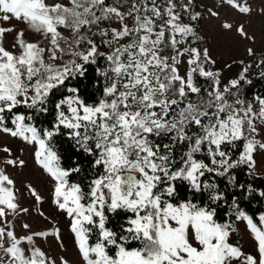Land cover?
<instances>
[{
	"label": "snow or ice",
	"instance_id": "obj_1",
	"mask_svg": "<svg viewBox=\"0 0 264 264\" xmlns=\"http://www.w3.org/2000/svg\"><path fill=\"white\" fill-rule=\"evenodd\" d=\"M218 6L241 14L253 11L241 0H218ZM207 13L219 18L213 8ZM0 14V20L15 18L48 41L46 47L28 42L21 30L8 50L3 35L15 29L0 27V133L35 146L36 162L54 181L53 202L71 217L85 264H264V228L239 208L236 197L243 198L244 192L231 193V209L237 220L246 221L258 257L230 242L235 229L215 219L216 202L225 194L206 178V173L227 177L232 187L253 191L234 172L243 165L249 176L255 175V154L264 151L259 138L264 133V93L248 96L251 64L239 74L227 64L210 67L217 62L209 48L193 46L203 40L192 24L203 16L193 12V0H0ZM60 28L72 38H65ZM222 28L231 31L233 24L224 22ZM236 31L254 39L242 25ZM247 53L256 67H264V52L259 58L252 48ZM100 60L104 67L94 69L104 80L98 101L89 103L91 96H82L77 86L68 88V94L62 91L70 79L79 85L77 78H86L91 85L92 66ZM57 95L62 96L58 102L53 99ZM49 105L54 122L40 130L31 121L49 112ZM21 108L31 111L21 113ZM60 136L72 141L85 159L91 157L87 192L69 183L70 173L82 171L80 162L68 169L60 165L55 151ZM182 148L186 151L177 156ZM0 154L6 167L25 166L6 144L0 145ZM181 181L194 196L207 192L216 207L177 202ZM13 186L0 168V264H57L34 240L55 232L15 234L8 217L29 209L21 206L22 193ZM26 191L41 201L31 184ZM118 210L130 214L121 234L106 226L107 213ZM258 219L264 225V213ZM95 229L93 245L89 238ZM136 241L140 246L130 247ZM109 246L115 247L114 255ZM59 264L69 261L60 257Z\"/></svg>",
	"mask_w": 264,
	"mask_h": 264
},
{
	"label": "rangeland",
	"instance_id": "obj_2",
	"mask_svg": "<svg viewBox=\"0 0 264 264\" xmlns=\"http://www.w3.org/2000/svg\"><path fill=\"white\" fill-rule=\"evenodd\" d=\"M46 2L48 4L66 3V0H46ZM110 2L114 3L115 0H110ZM196 3L198 5L197 12L203 13L197 29L203 40L198 41L197 44L200 47L209 48L212 57L217 62L215 66L210 67L220 68L227 64L231 65V70L234 73L239 74L246 62L253 58L248 55V48L256 51L257 58L264 52V11H262L264 10V0H241V3L252 8L251 14H241L238 10L228 6L221 8L218 6V0H196ZM208 8L218 11L219 18L208 15ZM224 22L232 23L233 29L231 31L224 30L222 28ZM241 25L254 39H246L236 31V28ZM0 27L15 29V31L3 35V45L8 50H12V45L21 30L24 32L23 38L26 41L38 42L41 47L48 46V41L43 38L42 33L31 30L27 24L21 23L15 18L9 21L0 20ZM59 31L65 38H72L69 30L60 28ZM241 61H244V64H241ZM259 138L264 139V133H261ZM3 144L12 148L14 157L25 160V166L22 168L6 167L0 160V168H4L6 174L13 179L14 189H18L22 193L19 200L21 206L29 209L28 214L20 213L18 216L10 215L8 217V220L12 222L15 234L19 237L37 231L55 232L56 235L53 236L34 238L36 246L40 247L48 256L56 258L57 264H59L60 257L69 261V264H85L79 252L76 236L71 231V218L65 212L70 220L60 214L57 205L53 202L54 181L36 162L35 146L0 133V145ZM2 156L3 154H0V157ZM255 159L257 161L255 173H264V151L258 150ZM28 184H31L40 194L41 201L37 202L29 195L26 191ZM25 223L31 226L30 229L23 228ZM231 227L235 231L231 232L230 242L239 246L243 252L258 257L256 242L247 228L246 221L235 220ZM261 227L264 228V225ZM193 243L195 244V241ZM22 244L27 246V241H23Z\"/></svg>",
	"mask_w": 264,
	"mask_h": 264
},
{
	"label": "trees",
	"instance_id": "obj_3",
	"mask_svg": "<svg viewBox=\"0 0 264 264\" xmlns=\"http://www.w3.org/2000/svg\"><path fill=\"white\" fill-rule=\"evenodd\" d=\"M110 2V0H109ZM198 11V5L196 3V0H193V12ZM193 26L198 29L200 24V19L198 21L192 22ZM98 39V38H97ZM193 46H197L194 44ZM246 64H251L252 68L249 73V79L252 80V85H245L248 91V96L251 97L254 93H264V77L261 76V72L264 71V67L258 68L255 66L254 58L249 59ZM105 65V62L103 60H100L98 65H93V75L95 76L93 82L91 85H89V81L86 78H77L80 80L79 85H77L76 79H70L65 87L62 89V91L65 94L67 93V89L73 86H77L81 89L80 94L82 96H91V99L88 100L89 103H92L94 101H98L102 95V86L104 84V80L102 77H99L98 75H95L94 69L96 67L103 68ZM201 83L203 82V79L201 78ZM207 85L205 84V87ZM101 89V91H97V89ZM62 96L57 95L53 99L58 102L59 99H61ZM31 110H28L26 108H21V113H28ZM55 117V111L53 109L52 105H49V112L43 113V114H36L35 119L31 121L35 126L38 127V129L43 130L45 128H50L52 123L54 122ZM10 124V120H9ZM55 151H57L59 157H60V165L64 169L71 168L76 165L77 162H80V167L82 171L80 173H70L69 175V183H75L80 184L85 192H87L89 189L87 187L89 181L91 178H93L92 171L90 169L89 160L91 157H88L87 159L84 158L85 154L80 152L79 149H77L73 142L70 141L66 136H60L55 141ZM183 151H186V148H182L177 152V156H179ZM239 155V152L236 151L233 155V159L237 158ZM198 158L205 159L206 157H203L202 154H197ZM102 171V169H100ZM248 170L245 166H241L239 169H237L234 174L238 176L241 183L247 182L251 184L253 191L248 192L243 189H240L239 187H232L231 184L228 183L227 177H218L215 176V174H207L206 178L209 182H216L217 188L222 191L225 194V199L217 201L216 204L219 205L217 208V216L215 219L218 223H229L232 224L236 219L235 215L233 214V211L231 209V203H232V195L231 193H237V192H244L243 198L240 196H237L236 199L238 200L239 208L243 211H245L248 215L253 217L254 223H257L258 227H261V224L259 222V215L261 213H264V196H261V193H264V173H255L253 176H249L247 174ZM205 179V178H202ZM179 187L181 191L178 193L179 201L184 200H191L193 203L199 204L200 206H204L206 204H211V202L208 200V193L204 192L203 194L197 193L195 196L193 195V190L188 186L187 182H179ZM85 205H87L88 201L84 200L82 201ZM216 204H211L212 207H216ZM119 214L117 213H107L109 220L106 224V226L114 231H116L118 234H121L123 232L121 225H124L127 227V216L130 215L129 213H125L122 210H118ZM126 235V233H123ZM98 238V229H95L93 233L91 234L89 238L90 244H95L97 242ZM140 243L138 241L136 242H130V247H139ZM115 247L109 246V254L114 255L115 254Z\"/></svg>",
	"mask_w": 264,
	"mask_h": 264
},
{
	"label": "bare ground",
	"instance_id": "obj_4",
	"mask_svg": "<svg viewBox=\"0 0 264 264\" xmlns=\"http://www.w3.org/2000/svg\"><path fill=\"white\" fill-rule=\"evenodd\" d=\"M42 181H43V180H42ZM43 183H44V182H43ZM51 195H52V194H51ZM51 195H50V196H51ZM58 211H59L60 214H62V215H64L65 217L69 218L64 212L60 211L59 208H58ZM70 218H71V217H70ZM70 218H69V220H70Z\"/></svg>",
	"mask_w": 264,
	"mask_h": 264
}]
</instances>
